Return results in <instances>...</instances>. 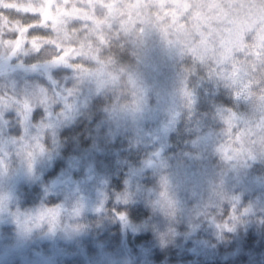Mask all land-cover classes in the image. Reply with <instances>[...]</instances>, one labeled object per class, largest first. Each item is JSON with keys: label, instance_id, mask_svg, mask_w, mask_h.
Wrapping results in <instances>:
<instances>
[{"label": "clouds", "instance_id": "9594fccd", "mask_svg": "<svg viewBox=\"0 0 264 264\" xmlns=\"http://www.w3.org/2000/svg\"><path fill=\"white\" fill-rule=\"evenodd\" d=\"M0 264H264V0H0Z\"/></svg>", "mask_w": 264, "mask_h": 264}]
</instances>
